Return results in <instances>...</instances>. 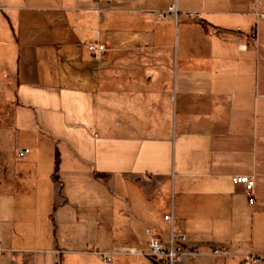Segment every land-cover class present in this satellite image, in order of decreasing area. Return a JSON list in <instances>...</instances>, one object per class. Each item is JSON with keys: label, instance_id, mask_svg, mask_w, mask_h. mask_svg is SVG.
Instances as JSON below:
<instances>
[{"label": "crops", "instance_id": "obj_1", "mask_svg": "<svg viewBox=\"0 0 264 264\" xmlns=\"http://www.w3.org/2000/svg\"><path fill=\"white\" fill-rule=\"evenodd\" d=\"M261 13L264 0H0L9 262L152 264L98 252L146 249L149 231L167 242L168 213L199 253L177 264L264 255ZM235 175L255 179L254 197Z\"/></svg>", "mask_w": 264, "mask_h": 264}, {"label": "built area", "instance_id": "obj_2", "mask_svg": "<svg viewBox=\"0 0 264 264\" xmlns=\"http://www.w3.org/2000/svg\"><path fill=\"white\" fill-rule=\"evenodd\" d=\"M170 10L175 12L177 17L176 7L172 6ZM259 18L264 22V13L259 14ZM251 36L254 37L255 33H253ZM88 48L95 55L97 54V52H99L95 44H90ZM28 153H29V149L27 148H21L17 152L18 157L20 158L24 157ZM233 182L236 184H243L245 186L247 194L250 197H254L255 179L252 176L235 175L233 177ZM164 219L168 221L172 226L170 238L168 239L167 242H163L159 238L152 236L151 231H149L150 238L146 249L141 247H136V248L116 247L109 253L97 251L98 254L105 263H111L117 255H122V254L153 258L158 262H160L161 264H177L178 262H181L183 260L184 256L187 253L191 257L196 258L199 255L198 251L196 249H191L187 251L185 247V243L188 240L187 234L182 231H175L173 229V222H174L173 213L166 214L164 216ZM4 253H5V249H3L0 245V257L3 256ZM213 254L221 255L222 251L220 249H215L213 250ZM10 264H22V263L12 258ZM241 264H264V255L263 254L248 255L242 260Z\"/></svg>", "mask_w": 264, "mask_h": 264}, {"label": "rangeland", "instance_id": "obj_3", "mask_svg": "<svg viewBox=\"0 0 264 264\" xmlns=\"http://www.w3.org/2000/svg\"><path fill=\"white\" fill-rule=\"evenodd\" d=\"M163 15H164V14H163ZM159 16H160V15H159ZM161 40L163 41L164 39H161ZM96 45H97V48H98V51H99V55H106L107 52L109 51V48L107 47V45H106L105 43H100V42H98V43H96ZM88 68H89V67H88ZM121 70L124 71L123 69H120V70H119V71H120V72H119L120 74H122V71H121ZM158 73H161V72L159 71ZM104 75H105V77H106V74H105V73H104ZM120 77H121V79H122V75L119 76V79H120ZM109 84H110V83H109ZM114 84H115V87H117V82H115ZM85 86H87L88 89L93 90V89L95 88V83H94V81H89V82L87 83V85H85ZM106 114H107V113L104 114V121H103L104 123H103V124H99L97 130H98L99 134H101L102 136H104V137H106V138H109V137H111V136H110V133H112V130H111V128H110V126H111V116H110V117H109V115L105 116ZM86 116H87V121H88V123H89V125H90V127H91L92 124L94 123V120L92 121V120L90 119V115H89V113H86ZM16 258H17L18 260L22 261V259H21V257H20L19 255H16ZM146 259L150 261L149 258L146 257ZM150 262H151V261H150ZM151 263H152V262H151ZM0 264H10L7 253L4 254V256H1V257H0Z\"/></svg>", "mask_w": 264, "mask_h": 264}, {"label": "water", "instance_id": "obj_4", "mask_svg": "<svg viewBox=\"0 0 264 264\" xmlns=\"http://www.w3.org/2000/svg\"><path fill=\"white\" fill-rule=\"evenodd\" d=\"M149 259L152 262V264H161L160 262H158L157 260H155L153 258H149Z\"/></svg>", "mask_w": 264, "mask_h": 264}]
</instances>
